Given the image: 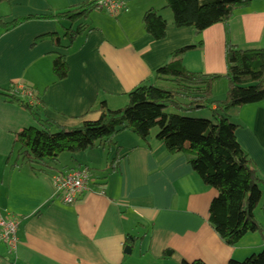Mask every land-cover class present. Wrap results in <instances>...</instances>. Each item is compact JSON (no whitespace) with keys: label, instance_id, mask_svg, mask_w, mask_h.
<instances>
[{"label":"crops","instance_id":"crops-1","mask_svg":"<svg viewBox=\"0 0 264 264\" xmlns=\"http://www.w3.org/2000/svg\"><path fill=\"white\" fill-rule=\"evenodd\" d=\"M93 1L4 0L0 17L8 24ZM122 1L125 11L117 17L95 10L84 22L88 31L69 49L65 36L71 24L66 21L0 27V213L21 222L17 249L10 252L0 243V264H228L264 250L258 233L234 247L224 243L208 221L217 190L193 171L188 155L169 154L155 137L144 142L129 132L119 134L115 143L123 159L115 170L111 163L116 150L113 154L107 148L63 154L47 169L19 154L17 135L39 128V116L64 129H80L99 119L102 103L110 110L126 107L129 93L138 86L155 82L171 87L156 72L178 50L193 47L181 55L189 72L223 77L229 43L241 50H264V0H254L228 24L214 25L199 38L191 28L174 25L165 0ZM151 10L168 24L163 41L144 29L143 17ZM58 58L69 69L61 81L53 72ZM228 88L226 79L217 82L215 99L224 98ZM21 89L33 91L36 106L15 93ZM227 116L238 127L239 145L264 179V102L232 109ZM83 167L91 172L90 190L71 205L63 203L54 176ZM262 191L254 215L264 231V187ZM128 236L136 239L132 247ZM127 247L130 255L124 253Z\"/></svg>","mask_w":264,"mask_h":264},{"label":"trees","instance_id":"trees-1","mask_svg":"<svg viewBox=\"0 0 264 264\" xmlns=\"http://www.w3.org/2000/svg\"><path fill=\"white\" fill-rule=\"evenodd\" d=\"M253 1L165 0V4L173 13L174 25L191 28L199 38L214 25L228 24L236 11L249 7ZM95 10L93 1L54 16L21 18L8 24L0 17V27L9 30L30 20L66 21L71 24L65 36L69 49L88 31L84 22ZM142 23L155 41L167 37L168 24L158 12L145 13ZM192 48L178 50L173 55L175 59L156 72L157 78L165 79L171 87L138 86L129 93L126 107L110 110L102 103L99 119L85 123L80 129H64L39 116V128H29L17 135L15 143L20 146L19 154L27 163L47 169L63 154L111 147L123 132L148 142L152 131L157 130L156 139L165 145L168 153L188 155L193 171L205 185L217 190L208 221L224 243L234 247L250 233L260 234L264 241V231L254 215L263 198L264 179L239 145L236 139L238 127L227 116L232 109L264 102V50H241L229 43L226 47L228 73L223 77L189 72L181 55ZM68 70L64 59L54 61L53 72L57 80H64ZM223 79L229 82V88L224 98L216 100L213 89ZM202 111H209L210 118L195 116ZM120 152L121 148H116L111 163L113 170L118 169L123 159ZM135 242V238L128 236L130 247ZM228 264H264V250L242 262L233 260Z\"/></svg>","mask_w":264,"mask_h":264},{"label":"built area","instance_id":"built-area-1","mask_svg":"<svg viewBox=\"0 0 264 264\" xmlns=\"http://www.w3.org/2000/svg\"><path fill=\"white\" fill-rule=\"evenodd\" d=\"M96 10L107 13L110 17H117L125 11V3L122 0H94ZM19 96L28 97L31 106L37 105V99L31 89H21L15 92ZM91 172L87 167L79 170L60 172L54 176L57 194L61 201L71 205L75 203L85 192L90 190ZM20 220L17 218L7 219L0 213V243L7 246L10 252L17 249L18 231Z\"/></svg>","mask_w":264,"mask_h":264},{"label":"rangeland","instance_id":"rangeland-1","mask_svg":"<svg viewBox=\"0 0 264 264\" xmlns=\"http://www.w3.org/2000/svg\"><path fill=\"white\" fill-rule=\"evenodd\" d=\"M145 85H154L155 87H161L160 85H158L157 83H150V84H145ZM226 95V94H225ZM171 112H174V111H171ZM203 113H201V114H198L197 115V117L198 118H201V119H209L210 118V113H209V111H202ZM232 122V121H231ZM234 122V121H233ZM232 122V123H233ZM154 132L155 131H152V133H151V138H153V137H155L156 138V136H154ZM127 136H131V135H127ZM116 142H117V140H116ZM119 142H120V139H119ZM127 145H128V143L126 142V147H127ZM124 148L125 149V151H127V148ZM116 148H119V145H117V143L116 144H114V145H112L111 147H108L107 148V151H111L113 154H114V152H115V150H116ZM17 150L18 149H16V151H15V156L13 157V161L15 160V157L17 156ZM64 158V157H63ZM250 234H255V233H250ZM263 252V250L261 251V252H258L256 255H259L260 253H262ZM251 257V256H250ZM249 258V257H248ZM246 259V257H242L241 258V260H240V262H242V261H244Z\"/></svg>","mask_w":264,"mask_h":264},{"label":"water","instance_id":"water-1","mask_svg":"<svg viewBox=\"0 0 264 264\" xmlns=\"http://www.w3.org/2000/svg\"><path fill=\"white\" fill-rule=\"evenodd\" d=\"M126 255H130L131 254V249H130V247H127L126 249H125V252H124Z\"/></svg>","mask_w":264,"mask_h":264}]
</instances>
